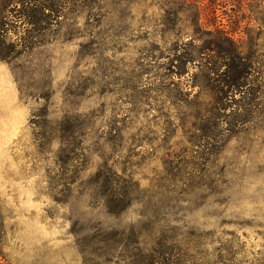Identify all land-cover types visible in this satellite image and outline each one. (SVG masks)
<instances>
[{
    "label": "rangeland",
    "instance_id": "rangeland-1",
    "mask_svg": "<svg viewBox=\"0 0 264 264\" xmlns=\"http://www.w3.org/2000/svg\"><path fill=\"white\" fill-rule=\"evenodd\" d=\"M181 4L0 0L3 264H264V0Z\"/></svg>",
    "mask_w": 264,
    "mask_h": 264
},
{
    "label": "trees",
    "instance_id": "trees-1",
    "mask_svg": "<svg viewBox=\"0 0 264 264\" xmlns=\"http://www.w3.org/2000/svg\"><path fill=\"white\" fill-rule=\"evenodd\" d=\"M180 1H182L181 6H183V4L184 5L185 4H188V5H191V6H193V5L194 6H197L196 0H193V3H190L187 0H180ZM199 14H200V12L196 11V14H195L196 16L195 17H196L197 20L199 19ZM197 20H196V22H197ZM217 32H218L217 33V36H218V39L217 40L218 41L225 40V41H227L229 43L230 46H232L233 49L231 51V55H234V56L235 55H239V47H238L237 44H235L233 42V40L230 38V36L228 34L227 35L226 34L223 35V33L221 31H219L218 29H217ZM1 44L2 43H0V59L6 60L8 54H9V50L4 49ZM211 46H213V48H214V46L216 48H220L221 47V45H220L219 42L215 43L214 45L212 43ZM231 57H233V56H231ZM234 69H235L234 64H229V67L227 68V71L230 72V71H233ZM1 242H2V229H1V224H0V264H3V262H2V260H3V253H2V249H1Z\"/></svg>",
    "mask_w": 264,
    "mask_h": 264
}]
</instances>
